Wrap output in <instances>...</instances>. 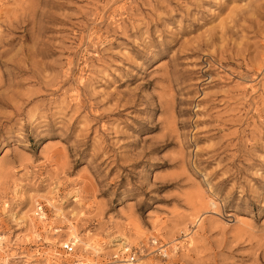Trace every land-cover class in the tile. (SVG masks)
<instances>
[{"label": "rangeland", "instance_id": "1", "mask_svg": "<svg viewBox=\"0 0 264 264\" xmlns=\"http://www.w3.org/2000/svg\"><path fill=\"white\" fill-rule=\"evenodd\" d=\"M47 262L264 264V0H0V264Z\"/></svg>", "mask_w": 264, "mask_h": 264}, {"label": "bare ground", "instance_id": "2", "mask_svg": "<svg viewBox=\"0 0 264 264\" xmlns=\"http://www.w3.org/2000/svg\"><path fill=\"white\" fill-rule=\"evenodd\" d=\"M53 187H54V186H53ZM215 205H216V204H215ZM43 217H45V216L43 215ZM120 241H121L120 245H121L123 248H125L126 243H127V240L124 239V238H122ZM97 250H98V249H97ZM46 264H49V262H47Z\"/></svg>", "mask_w": 264, "mask_h": 264}, {"label": "built area", "instance_id": "3", "mask_svg": "<svg viewBox=\"0 0 264 264\" xmlns=\"http://www.w3.org/2000/svg\"><path fill=\"white\" fill-rule=\"evenodd\" d=\"M40 206H42V209H40V211H41V210H44V207H43V205H41V204H40Z\"/></svg>", "mask_w": 264, "mask_h": 264}]
</instances>
